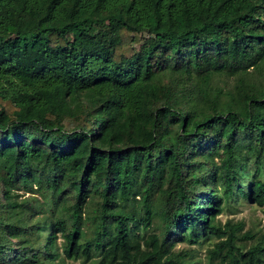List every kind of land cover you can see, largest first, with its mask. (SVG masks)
<instances>
[{
    "label": "trees",
    "instance_id": "trees-1",
    "mask_svg": "<svg viewBox=\"0 0 264 264\" xmlns=\"http://www.w3.org/2000/svg\"><path fill=\"white\" fill-rule=\"evenodd\" d=\"M240 200L264 0H0V264H264Z\"/></svg>",
    "mask_w": 264,
    "mask_h": 264
},
{
    "label": "rangeland",
    "instance_id": "rangeland-1",
    "mask_svg": "<svg viewBox=\"0 0 264 264\" xmlns=\"http://www.w3.org/2000/svg\"><path fill=\"white\" fill-rule=\"evenodd\" d=\"M220 218L226 222L228 219H232L236 222H245L246 231H251L254 235V239H249L245 241L248 246L251 245L255 240L264 239V207L257 205L248 204L245 200H240L238 203L227 208ZM210 241L202 244L195 245V257L194 261L196 264H208L207 260V247ZM185 245L182 244V247ZM75 264H82V262L76 261Z\"/></svg>",
    "mask_w": 264,
    "mask_h": 264
}]
</instances>
